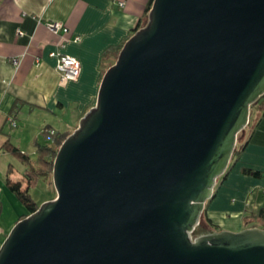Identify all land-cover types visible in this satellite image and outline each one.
Here are the masks:
<instances>
[{
    "label": "water",
    "instance_id": "95a60500",
    "mask_svg": "<svg viewBox=\"0 0 264 264\" xmlns=\"http://www.w3.org/2000/svg\"><path fill=\"white\" fill-rule=\"evenodd\" d=\"M264 96V0H152L0 264H264V229L194 234Z\"/></svg>",
    "mask_w": 264,
    "mask_h": 264
},
{
    "label": "crops",
    "instance_id": "0c3cea01",
    "mask_svg": "<svg viewBox=\"0 0 264 264\" xmlns=\"http://www.w3.org/2000/svg\"><path fill=\"white\" fill-rule=\"evenodd\" d=\"M148 1L0 0V244L13 223L28 214H13L14 193L6 185L8 178L20 183L21 190L26 187V180L16 177L7 163L17 156L13 147L24 153L17 145L25 122H36L34 139H40L39 131L69 134L75 129L95 103L103 72L143 19ZM50 23H59L66 31L53 32ZM51 53L76 58L78 78L59 84ZM263 107L264 100L249 119L236 143L240 151L206 205L210 229L262 228L256 223L264 222Z\"/></svg>",
    "mask_w": 264,
    "mask_h": 264
},
{
    "label": "trees",
    "instance_id": "16d2710c",
    "mask_svg": "<svg viewBox=\"0 0 264 264\" xmlns=\"http://www.w3.org/2000/svg\"><path fill=\"white\" fill-rule=\"evenodd\" d=\"M151 1L152 0L148 1L147 5L145 7L144 17H143V19H140V23L133 29V31H135L138 27L143 25V23L145 22L148 9L151 5ZM261 97L264 98V96H261ZM263 109H264V107H263ZM46 132H49V131H46ZM242 132H240L238 134V136H237L238 140L237 141H239ZM50 135H53L54 138H53V141L50 142L49 144H45L44 146H40V144L36 143L35 149H36V154H37L38 158L34 164H31V162L29 161V158L27 157V155L25 153H22L21 151H19L15 147H13L11 149V151L17 155V157L20 159V161L25 166V169H24L22 174H23V178L26 180V187L23 190H21L20 189V183L11 182L8 178L6 179V185H8L10 190L15 194V196L19 199V201L26 207L28 213L33 212L38 207V205L35 202H33L29 196L28 187L35 180H37L39 177H48L51 174L52 162H53V158H54V155L56 153V150H57L58 146L60 145V143L62 142V140L68 135V133H58V132L55 133V131H53V133ZM239 151L240 150H238V148L235 146V149H234V152H233L231 158H233V156H236ZM230 164H231V162H230ZM230 164H229V166H230ZM229 166H228V168H229ZM228 168H227L226 172L228 171ZM226 172L224 175H222L217 180L215 187L217 186V184L219 182H221L224 179ZM252 174L256 175V172H252ZM25 215H27V214H25ZM25 215H21L20 218L24 217ZM202 216H203V217H201L202 221L208 228H205L201 224V219H200L199 224L197 226V229L194 232L195 235L199 234V233H203L210 228H213L209 219L206 217L205 211H204Z\"/></svg>",
    "mask_w": 264,
    "mask_h": 264
},
{
    "label": "rangeland",
    "instance_id": "374dc122",
    "mask_svg": "<svg viewBox=\"0 0 264 264\" xmlns=\"http://www.w3.org/2000/svg\"><path fill=\"white\" fill-rule=\"evenodd\" d=\"M263 100H264V98L260 97L255 103L250 105V107H249V119H251V120L254 119L255 114L257 113V111H259L260 107L263 105ZM35 124H36V122L31 121V120L25 122L24 128L20 131V142H18V145H17L19 147V149L23 150V152L26 153L31 164H34L38 158L36 151H35L36 140L40 144V146H44L46 143L52 142L53 138H54L53 135H49L48 132H46V131L45 132L39 131L38 137L40 139H34V137H32V134H36V132H37ZM9 161H10V164L12 165L13 174H15L16 177L20 176V178H22L23 177L22 173L25 169L24 164L20 161V159L17 156H11V158L9 157V160L7 161V163ZM49 176L48 177H39L37 180H35L28 187V194H29L30 198L32 199V201L35 202L37 205H40L42 202L49 200L55 196V189H54L52 181H51V174ZM219 184H220V182L215 187V190L217 189ZM14 195L12 194V196H13V205H12L13 214L14 213L17 214V212H18V214H20L22 212H23V214L27 213L26 207ZM201 224L205 228H208L203 223L202 218H201ZM256 224H259V226H261L262 229H264V222L256 223ZM222 230H225V229H222Z\"/></svg>",
    "mask_w": 264,
    "mask_h": 264
},
{
    "label": "built area",
    "instance_id": "2783aa9c",
    "mask_svg": "<svg viewBox=\"0 0 264 264\" xmlns=\"http://www.w3.org/2000/svg\"><path fill=\"white\" fill-rule=\"evenodd\" d=\"M48 26L53 32H57L60 29L66 31V28L63 29L61 27V24L59 23H50ZM50 55L56 57L55 68L59 75V84L62 85L65 84L67 81H74L78 78L80 73V63L76 58L67 54L60 53H51ZM50 133L52 134L53 131H51Z\"/></svg>",
    "mask_w": 264,
    "mask_h": 264
}]
</instances>
